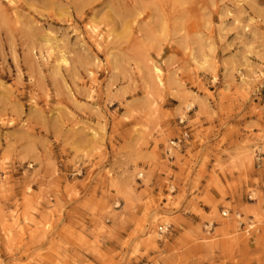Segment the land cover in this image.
<instances>
[{"label": "rangeland", "instance_id": "obj_1", "mask_svg": "<svg viewBox=\"0 0 264 264\" xmlns=\"http://www.w3.org/2000/svg\"><path fill=\"white\" fill-rule=\"evenodd\" d=\"M0 264H264V0H0Z\"/></svg>", "mask_w": 264, "mask_h": 264}, {"label": "bare ground", "instance_id": "obj_2", "mask_svg": "<svg viewBox=\"0 0 264 264\" xmlns=\"http://www.w3.org/2000/svg\"><path fill=\"white\" fill-rule=\"evenodd\" d=\"M91 35L93 36L94 39H97L99 37V33L96 32L95 29L91 31ZM154 75L157 82H160V70L157 69L156 67L154 68Z\"/></svg>", "mask_w": 264, "mask_h": 264}, {"label": "built area", "instance_id": "obj_3", "mask_svg": "<svg viewBox=\"0 0 264 264\" xmlns=\"http://www.w3.org/2000/svg\"><path fill=\"white\" fill-rule=\"evenodd\" d=\"M179 141H177V143H178ZM173 144V143H172ZM168 232V227H162V226H160L159 228H158V234H160V235H163V234H166Z\"/></svg>", "mask_w": 264, "mask_h": 264}]
</instances>
